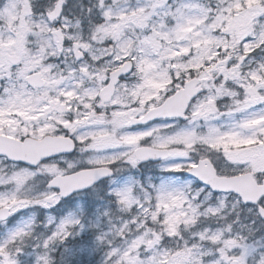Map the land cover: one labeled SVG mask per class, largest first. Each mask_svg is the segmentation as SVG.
Here are the masks:
<instances>
[{
	"label": "snow or ice",
	"instance_id": "6c2138e0",
	"mask_svg": "<svg viewBox=\"0 0 264 264\" xmlns=\"http://www.w3.org/2000/svg\"><path fill=\"white\" fill-rule=\"evenodd\" d=\"M0 264H264V0H0Z\"/></svg>",
	"mask_w": 264,
	"mask_h": 264
}]
</instances>
